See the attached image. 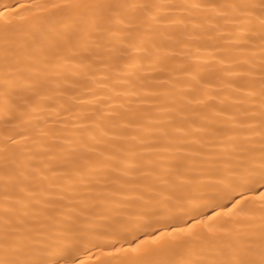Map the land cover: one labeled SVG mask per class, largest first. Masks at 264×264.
Instances as JSON below:
<instances>
[{
	"label": "snow or ice",
	"instance_id": "6c2138e0",
	"mask_svg": "<svg viewBox=\"0 0 264 264\" xmlns=\"http://www.w3.org/2000/svg\"><path fill=\"white\" fill-rule=\"evenodd\" d=\"M0 264H264V0L0 3Z\"/></svg>",
	"mask_w": 264,
	"mask_h": 264
},
{
	"label": "bare ground",
	"instance_id": "6f19581e",
	"mask_svg": "<svg viewBox=\"0 0 264 264\" xmlns=\"http://www.w3.org/2000/svg\"><path fill=\"white\" fill-rule=\"evenodd\" d=\"M0 3H12V0H0ZM104 95H108V93H105ZM90 97H81V101L83 100H90ZM80 101H69V103L67 105H65L66 107H69L70 112L72 113V115L70 116L69 113L60 112V116L61 117H66L67 120L70 122L73 119H75L76 117L80 116L81 114H87L89 112L92 111V108L85 106L83 108H79V107H75L74 105L79 104ZM132 103L134 104L135 102L132 101ZM95 108L98 109L99 111L97 112V116L103 115L105 118L108 117V115L114 111H119L120 110V106H127L129 104V101L127 99L124 98H120V99H114V100H108L104 103H95ZM53 119H55V116L53 117ZM79 122H85V121H79ZM107 122V119H106ZM75 125L69 123V128L71 129L72 127H74Z\"/></svg>",
	"mask_w": 264,
	"mask_h": 264
}]
</instances>
